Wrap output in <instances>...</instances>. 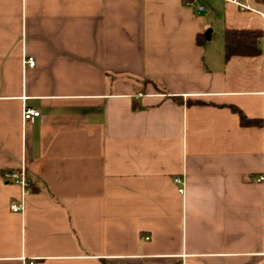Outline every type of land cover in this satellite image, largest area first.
<instances>
[{
	"label": "crops",
	"instance_id": "1",
	"mask_svg": "<svg viewBox=\"0 0 264 264\" xmlns=\"http://www.w3.org/2000/svg\"><path fill=\"white\" fill-rule=\"evenodd\" d=\"M226 28L260 25L230 0H0V264H264L263 62L226 58Z\"/></svg>",
	"mask_w": 264,
	"mask_h": 264
},
{
	"label": "built area",
	"instance_id": "2",
	"mask_svg": "<svg viewBox=\"0 0 264 264\" xmlns=\"http://www.w3.org/2000/svg\"><path fill=\"white\" fill-rule=\"evenodd\" d=\"M230 1H233L234 3H236L239 6V9L241 12L246 13L247 16L256 20L259 23L260 28L263 31L261 56H262L263 74H264V10L254 7L251 3H249L248 0H230ZM202 8L203 6H201V9ZM26 61L28 62L30 66H34L36 64V60L34 56H28ZM38 116H40V111L38 109L27 107V106L24 108V112H23L24 122L31 121L35 117H38ZM2 177L4 180L20 185L23 188L24 193L28 190V187L30 185L27 171L24 166L20 168L5 170L2 174ZM182 180L183 179L180 176L174 177V181L176 183H179ZM179 191L181 193H184L185 188L181 187L179 188ZM23 205H24V200H22L19 203H13L11 205V208L14 211H20L23 209ZM28 264H35V261L30 260Z\"/></svg>",
	"mask_w": 264,
	"mask_h": 264
},
{
	"label": "trees",
	"instance_id": "3",
	"mask_svg": "<svg viewBox=\"0 0 264 264\" xmlns=\"http://www.w3.org/2000/svg\"><path fill=\"white\" fill-rule=\"evenodd\" d=\"M263 31L261 28H226L224 32L226 58L232 56H256L262 53L261 40ZM232 109L238 112L241 123L253 125L258 120L248 118L245 113L236 106Z\"/></svg>",
	"mask_w": 264,
	"mask_h": 264
},
{
	"label": "rangeland",
	"instance_id": "4",
	"mask_svg": "<svg viewBox=\"0 0 264 264\" xmlns=\"http://www.w3.org/2000/svg\"><path fill=\"white\" fill-rule=\"evenodd\" d=\"M215 39H219V33H217V36L215 37Z\"/></svg>",
	"mask_w": 264,
	"mask_h": 264
}]
</instances>
